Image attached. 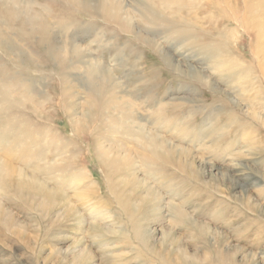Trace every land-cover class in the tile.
Returning a JSON list of instances; mask_svg holds the SVG:
<instances>
[{
	"label": "rangeland",
	"instance_id": "374dc122",
	"mask_svg": "<svg viewBox=\"0 0 264 264\" xmlns=\"http://www.w3.org/2000/svg\"><path fill=\"white\" fill-rule=\"evenodd\" d=\"M100 1L0 0V264H264V0Z\"/></svg>",
	"mask_w": 264,
	"mask_h": 264
},
{
	"label": "bare ground",
	"instance_id": "6f19581e",
	"mask_svg": "<svg viewBox=\"0 0 264 264\" xmlns=\"http://www.w3.org/2000/svg\"><path fill=\"white\" fill-rule=\"evenodd\" d=\"M76 3H78L80 6H83V7H85V8H88V7H86L87 6V4H85V2H84V0H74ZM91 1V0H90ZM101 2H103V6H102V8H101V10H102V12L103 13H105V14H107V13H111V14H114V15H116L117 13H119V11H115V10H113L114 9V7H112V2L111 3H109L108 2V0H101L100 1V3ZM90 4V3H89ZM117 6H118V4H117ZM120 7V6H119ZM159 9V8H158ZM162 9V8H161ZM119 10H120V8H119ZM146 10V9H145ZM150 10V9H149ZM121 11H123L124 12V10H121ZM123 12H121L122 14H123ZM128 12V11H127ZM126 12V13H127ZM154 12V11H153ZM126 13H125V16H124V18L126 17ZM129 14V13H128ZM107 15H109V14H107ZM142 16H143V13H142ZM154 16V15H153ZM129 17V16H128ZM154 17H157L158 18V16H154ZM123 18V17H122ZM146 18H149V17H146ZM126 19V18H125ZM173 20V19H172ZM169 36V35H168ZM178 38H180V37H178ZM177 38V39H178ZM176 39V40H177ZM177 42H178V40H177ZM182 42V41H181ZM179 46V45H178ZM177 46V47H178ZM179 48V47H178ZM190 50V49H189ZM181 51V50H180ZM185 55V54H184ZM185 57H187V56H185ZM186 59V58H185ZM168 60V59H167ZM192 62V61H191ZM172 63V62H171ZM137 114V113H136ZM76 122H78V121H76ZM140 129H142L141 128V126H140ZM140 133V132H139ZM147 138V137H146ZM99 146H101V145H99ZM100 149V148H99ZM104 150V149H103ZM155 151V150H154ZM100 152V151H99ZM154 153V152H153ZM106 156V155H105ZM12 169V168H11ZM140 170V169H139ZM9 170H8V164H7V162L5 161V160H0V172L1 173H5V172H8ZM138 174V173H137ZM135 176V175H134ZM75 183V182H74ZM33 188L35 189V190H37V191H39L40 193L41 192H43L44 191V188L41 186V185H39V186H35V184H34V186H33ZM78 198V197H77ZM85 198L84 197H82V199H80L81 201H83ZM69 203V202H68ZM73 208V207H72ZM90 208H91V210H92V212L96 215L97 214V216L98 215H100V214H103V216H107V214H108V212L105 210V211H100L97 207H94V206H91L90 205ZM89 209V208H88ZM96 211L98 212V213H100V214H98V213H96ZM98 219H99V217H98Z\"/></svg>",
	"mask_w": 264,
	"mask_h": 264
}]
</instances>
